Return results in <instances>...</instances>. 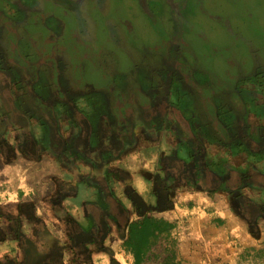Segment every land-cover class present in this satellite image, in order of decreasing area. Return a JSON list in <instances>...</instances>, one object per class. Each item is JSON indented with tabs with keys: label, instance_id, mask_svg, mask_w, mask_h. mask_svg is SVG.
<instances>
[{
	"label": "crops",
	"instance_id": "crops-1",
	"mask_svg": "<svg viewBox=\"0 0 264 264\" xmlns=\"http://www.w3.org/2000/svg\"><path fill=\"white\" fill-rule=\"evenodd\" d=\"M8 11L19 13L15 7ZM6 21L0 20V29L11 34L15 28H8ZM18 28L13 44H0V109H14L11 89L29 85L35 67L52 65L62 52L56 46L51 54H35L38 41L32 43L20 23ZM2 33L0 40H5ZM22 40L28 48L34 44L29 54L17 52ZM82 73L80 67L74 68L69 84L86 94L100 91V85L93 84L91 77L81 78ZM24 100L31 107L29 98ZM91 103L78 102L75 107L84 108L78 114L46 102L32 105L36 118L24 116L21 108L14 109L11 117L0 114V264H132L133 255L125 245L128 227L143 218L170 226L160 238L169 240V251L179 264H264V150L227 147L203 138L200 160L209 168L203 174L196 153L186 148L182 131L171 122H161L139 133L138 143L109 162L114 163L99 178L106 195L101 198L94 182L84 181L95 177V160L79 159L73 167L64 164L59 158L61 147L48 126L57 113L69 116L73 125L93 122ZM181 108L184 118L196 116L192 105ZM36 122L41 126L33 128ZM65 124L58 127L66 139L78 134L83 140L84 130ZM254 127L264 128V123ZM45 140H51L50 150L38 148L33 153L37 146L33 141ZM121 177L128 192L118 194ZM122 218L126 219L124 229H117Z\"/></svg>",
	"mask_w": 264,
	"mask_h": 264
},
{
	"label": "rangeland",
	"instance_id": "rangeland-1",
	"mask_svg": "<svg viewBox=\"0 0 264 264\" xmlns=\"http://www.w3.org/2000/svg\"><path fill=\"white\" fill-rule=\"evenodd\" d=\"M6 1L8 0H0L2 4L0 19L5 18L9 24L8 28L15 29L11 34L7 32L3 34L0 29V33L5 36V40H0L1 45L14 43L13 37L16 38L20 34V28L17 29L20 23L24 33L27 36L31 35L32 43L38 41V51L33 49L35 54L39 55L43 52L51 54L56 46L62 48V52L54 62L56 71L60 73L59 76L55 77L51 69L50 77L46 76L47 79H42L45 75L38 74L40 84H35L33 79L29 85L23 87L15 85L11 89L15 99L14 109L18 111L21 108L19 112L24 116L36 118L32 105L40 102L60 105L63 107L62 110L72 113L77 108L75 106L78 102L87 103L88 100L92 101L91 110H94L92 112L95 115L102 114L98 100L104 97L109 98L111 104L117 100L125 102L133 114L126 109L120 110V113L123 114L126 110L133 123L141 124L144 120L137 114L135 101L140 96L149 98L152 95L149 94L150 90L161 88L159 84L164 82V76L161 72L162 68L158 65L159 60H163L165 69H169L172 73L185 75L193 72L192 79L201 88L206 99L216 100L207 102V107L220 99L236 98L238 93L241 95L240 98L245 95L257 98L253 96L254 93L248 94V92L251 90L256 92L258 89L255 90L253 86L264 84V0H231L233 5L224 0L228 3L227 8L213 1L192 9L184 3L185 7L176 9L178 18L160 0H15V2L11 0L10 7L22 6L23 11V5H28V9L26 8L21 17L8 11L9 6H5ZM238 6H244L251 18L238 19L241 17H233L227 13L228 9L237 10ZM125 19L133 24L132 28L125 23ZM21 20L23 21L20 22ZM224 21L226 23H223ZM35 26H38L36 30ZM56 27L59 31L54 32ZM50 33L53 39L45 41ZM17 44L19 47L17 52L21 55L29 54L34 47V44H31L32 48L26 47L23 40ZM86 54L88 57L84 56ZM94 54L99 57V63L94 62ZM128 63L132 67L129 72ZM76 67H80L83 71L81 78L91 77L93 84L100 85V91L86 94L87 91L75 90L77 87L72 83L69 84V80L72 79ZM51 79H54V84H51ZM45 80L51 83L46 84ZM185 84V88H179L181 97L191 96L187 94L189 91L192 95H197L196 87L191 89V84L186 82ZM26 97L29 98L31 107L25 105ZM183 98L178 100L186 101ZM252 108L246 115L251 130L254 129L255 124L264 123V108L255 110ZM14 109L2 108L0 114L11 117ZM215 119L221 125V122ZM72 121L69 116H61V113H57L48 126L52 137L61 146V150L58 151L64 150L59 154L60 160L73 167L75 161L79 159L85 161L88 154H81L78 151L81 149L87 152L82 149L87 144L81 145V139L77 135L66 139V134L60 132L62 128L58 126L66 122L67 128L70 124L73 125ZM196 123L197 125L191 129L192 135L201 134L202 121ZM35 125L40 123H34L33 128ZM122 142L123 140L121 145ZM134 142L138 143V140ZM90 143L95 145L91 148L99 144L98 140H92ZM123 143L125 144L118 149L116 157L109 150L99 155L98 160L93 163L95 177L84 180L86 184L94 182L96 189L99 190L97 196L100 195L101 198L105 195V191L99 178L101 175L106 176L109 165L111 167L114 163L109 164L112 159L129 151L131 146L126 141ZM33 144L37 145L33 152L37 154L38 148L43 152L49 151L51 140L41 141L40 144L33 141ZM182 154L185 158L188 157L185 148L182 149ZM95 179L102 188L97 186ZM120 186L116 189L118 194L124 193L123 191L128 192L122 177ZM89 205L96 206L91 202ZM138 212L137 216L141 214L140 211ZM125 221L124 218L118 219L117 229H124ZM169 244L167 238H160L144 258L143 264H160L168 253ZM119 248L118 253H121L122 245H119ZM121 257L123 258L122 254ZM110 264L130 263L122 261V263Z\"/></svg>",
	"mask_w": 264,
	"mask_h": 264
},
{
	"label": "flooded vegetation",
	"instance_id": "flooded-vegetation-1",
	"mask_svg": "<svg viewBox=\"0 0 264 264\" xmlns=\"http://www.w3.org/2000/svg\"><path fill=\"white\" fill-rule=\"evenodd\" d=\"M160 1L165 3L167 8H169V10H171L175 14L176 18H178V12L176 11V9L185 7L184 3L191 9L199 8L209 1L216 2L217 4L220 3L221 6L225 8H227L226 4H228L225 3L224 0ZM228 1L229 4L233 5L231 3V0H227V2ZM13 2H15V0ZM6 3V7H10V5L12 4L11 0L6 1ZM0 5L2 4L0 3ZM13 7H15L19 11V13H17L19 17H21V14H23L28 9L27 4L23 5L24 11L22 10V6L13 5ZM228 11L229 12L227 13L233 17H241L238 19L251 18L250 14L244 6H238L237 10L228 9ZM22 21L23 20H21V22ZM125 23H128L129 27L132 28L133 24L128 20L125 19ZM223 23L226 22L224 21ZM57 27L54 29V32L59 31ZM37 28L38 26H36V29ZM52 39L53 35H51L50 33L49 36L47 35L45 41ZM93 60L95 63H99L97 61L98 58L95 57V54L93 55ZM51 64L52 65H50V63L47 65L45 64L44 67H38V65L37 67H35L36 71L34 72L33 77L35 83H41V81L38 80V77H40L38 76V74L45 75L44 77H42V79H47V77H50L49 71L51 72L53 70L54 72H56L55 64L53 62H51ZM158 65L162 68L161 72L164 76V82L159 84L161 88L157 90L156 88L150 90L149 94L152 95L149 98L140 96L135 101V109L137 110V114L143 117V123H133L130 120L129 113L132 112L133 114V111L129 110V107L125 102L117 100V102L111 104L109 98L100 97V111L102 112V114L96 113L95 120L90 123H85L84 126H78L79 124L73 125L77 126L80 131H85V138H83V140L81 139V145L83 144L84 146V143L87 144L82 148L87 152H84L82 150L80 152H83L86 155L88 154L87 159L93 158L94 160H98V156L105 153L106 150H109L112 154L115 155L118 149H120L125 144L123 143L124 141H126L130 146L134 145V141L137 140V137L140 135L139 133H141L143 130H146L147 128L159 127L161 125V122L165 125L171 122L172 125H176V127L182 131V133L186 137V148L189 149L190 147H192V152L196 153L195 160L197 161V166L202 170L203 174H207V172L209 171V168L205 166L200 160V154L203 152V138H205L206 142L208 143L214 142L215 144L219 145L220 143H223L227 147L237 146L238 148H244L249 151L264 150V128L254 127V129L251 130L250 125L246 122V115L248 114V111L252 108V106L259 109L260 107L264 108V84L258 85L257 87L253 86L255 87V90L258 89L256 92H254L253 90L248 92V94L254 93L253 96H256L257 98H251V95H245L240 98L241 95L240 93H238L236 98H227L226 100L220 99L207 107V102L216 100L206 99L201 88H199L196 81L192 79L193 72H188L185 75L180 73V75L172 73L169 69H165L163 60H159ZM127 67L128 72L132 70L130 63L127 64ZM197 77H199V75ZM192 80L194 81V83H192ZM198 81L199 83L201 82L200 79ZM45 82L47 84L50 81L45 80ZM51 82V84L55 83V81L53 80H51ZM185 82L187 84H191V89L193 87H196L195 90L198 89L196 91L197 95H192V93L189 91V93L187 94L191 96H183L184 98L181 97L182 94L180 95L179 88H185ZM178 98H183L186 101H183L182 99L178 100ZM128 102L130 103L131 100ZM186 104L192 105L194 107V109L196 110L195 117H191L189 119L182 116V111H184V109L181 107ZM123 109H126L129 113L125 110L124 113L121 114L120 110L123 111ZM83 110L84 108H76L72 113L78 114ZM91 111L94 110L92 109ZM202 115L204 117H202ZM198 116L200 117L198 118ZM104 117H106L107 120ZM215 118H217L221 122V125L218 124ZM129 120L131 121V123H129ZM199 120L202 121V124H200L202 126L201 134L192 135L191 129L197 125L196 122ZM193 122H195V124ZM76 135L78 136V134ZM223 138H226V141H223ZM92 140H98L99 142L98 146H96L95 148H91L92 146H95L90 143V141ZM122 140L123 142L121 145ZM59 147L61 146L59 145ZM63 151L64 150L62 149V151L60 152ZM101 177L102 179L104 178V176L102 175Z\"/></svg>",
	"mask_w": 264,
	"mask_h": 264
},
{
	"label": "trees",
	"instance_id": "trees-1",
	"mask_svg": "<svg viewBox=\"0 0 264 264\" xmlns=\"http://www.w3.org/2000/svg\"><path fill=\"white\" fill-rule=\"evenodd\" d=\"M169 225L162 221L149 218L132 222L128 227V236L125 242L126 247L133 255L132 264H143L144 258L151 248L161 237V233L169 229ZM161 264H179L175 260L172 251L168 250Z\"/></svg>",
	"mask_w": 264,
	"mask_h": 264
}]
</instances>
